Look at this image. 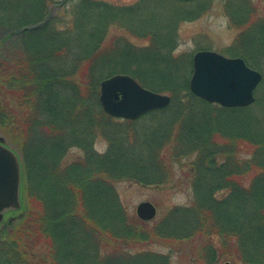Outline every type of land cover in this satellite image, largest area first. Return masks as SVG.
<instances>
[{
	"label": "trees",
	"instance_id": "obj_1",
	"mask_svg": "<svg viewBox=\"0 0 264 264\" xmlns=\"http://www.w3.org/2000/svg\"><path fill=\"white\" fill-rule=\"evenodd\" d=\"M48 1L0 0V132L20 150L26 197L25 212L0 234V264H25L24 257L38 246L47 247L49 261H40L48 264H171V253L145 247L156 239L198 236L221 240L219 247L212 240L202 247L198 257L204 264H219L224 257L231 264H264V77L253 104L225 107L195 95L190 73L177 87L158 84L165 77L155 80L145 75L156 71L153 60V67L143 69L130 55V68L124 72L146 87L168 90L174 96L167 107L146 113L153 118L172 108L167 132L181 127L183 117L192 116L199 105L239 111V115L252 110L246 119L232 122L235 129L230 131L213 125L206 119L209 114H201L192 128L186 120L180 136L187 142L179 141L175 149L186 146L198 152L191 162L192 200L172 207L162 221L148 226L149 221L131 215L115 183L169 182L175 174L166 160H180V154L175 150L174 155H163L169 136L135 130L145 114L134 120L116 118L100 104V83L115 73L97 74L108 56L109 46L103 45L108 27L115 21H106L102 14L109 5L81 0L74 6L72 25L60 28L50 8L54 1ZM95 8L101 12L100 24L90 14ZM15 20L23 24L12 27ZM258 25L264 33V21ZM122 45L113 48L152 51V47ZM171 51L162 47L156 56L162 57L165 69L176 70L184 55L176 60ZM235 55L264 69L246 54ZM100 136L110 143L103 154L93 149ZM218 136L226 142L218 143ZM244 142L251 155H241ZM73 146L86 155L66 163L64 156Z\"/></svg>",
	"mask_w": 264,
	"mask_h": 264
},
{
	"label": "rangeland",
	"instance_id": "obj_2",
	"mask_svg": "<svg viewBox=\"0 0 264 264\" xmlns=\"http://www.w3.org/2000/svg\"><path fill=\"white\" fill-rule=\"evenodd\" d=\"M54 1L50 4V8L52 11V15L57 17L58 26L60 28H66L72 25L73 22V13H74V6L76 3H79L81 0H50ZM47 2V4L50 3ZM102 3H110L114 5L120 6H128L135 4L136 0H96ZM242 0H240L241 2ZM60 2L63 3L62 7ZM248 4V8L251 11L249 14L251 16V21H246L242 23L244 25L239 26L238 23L232 21V28L229 23H227V18L222 16H206L204 23L209 19V23L211 20H216L215 23H210V26H206L208 30H212V40H214L213 47H206V48H198V47H174L172 49V55L175 57H179L184 55L181 58L180 63L177 66V69H165L164 65L161 64L162 57L156 56L158 55L157 49L162 48V46L154 45L152 47V51L149 50L146 54L137 50L133 53L134 49L130 46H123L124 44L134 45L137 47H143L146 45L145 39L141 37V33L138 31L146 30V29H154V30H161L164 27L170 26L174 23L179 16L177 15H147V14H140L138 9H125V8H114L108 7L103 10L105 20L115 19L108 27V34L106 40L103 45L109 46L108 49V56L105 57L104 63L101 65L100 69L97 71V74L100 75L102 71L112 70L115 73L124 72L126 68H130L128 61L131 59L130 55L134 56L142 65L143 69L146 67H153L152 60L154 62V68L156 69L155 72H146L145 75L156 77H165L164 80L158 84L167 85L173 84L175 87L179 86L183 79L188 78L190 73V78L193 74V63L191 60L193 59L194 54L200 49H210L217 51L225 56H241L235 55L236 53L246 54L248 55L251 61L261 62L264 65V55L258 54V50H262L264 52V33L259 29L260 26L258 25L261 21H264V0H246ZM29 3H27V6ZM179 9V7L173 4L169 5V9ZM242 8V7H241ZM82 11V6L77 7V12ZM178 11V10H177ZM91 16L94 18L96 24H100L102 19L100 17V9L95 8L90 10ZM246 9L240 15V18L244 19L246 15ZM20 20H15L11 23L12 27H17L23 23L19 22ZM221 21V22H220ZM220 22V23H219ZM203 23V24H204ZM247 28L248 32L244 34V40L246 43H241L239 45L230 46L232 41L238 37V30L237 28ZM202 35V34H200ZM200 38V37H199ZM144 41V42H143ZM118 43L119 45L123 44L121 47H115L114 45ZM121 43V44H120ZM113 48V49H112ZM170 48V47H165ZM260 51V52H262ZM121 52H125L127 56L122 55ZM262 52V53H263ZM129 55V56H128ZM128 60H125L126 58ZM242 57V56H241ZM193 62V61H192ZM135 67V66H134ZM253 67V66H252ZM254 68V67H253ZM257 69V68H255ZM259 70V69H258ZM191 71V72H190ZM261 71V70H259ZM264 73V69L261 71ZM126 73V72H125ZM170 76V77H169ZM264 77V75H263ZM107 78V77H106ZM263 80V79H262ZM262 82V81H261ZM260 82V83H261ZM140 83V82H139ZM142 84V83H141ZM143 85V84H142ZM259 86V85H258ZM257 86V87H258ZM152 89V88H151ZM264 89V87H263ZM155 90V89H152ZM179 91V89H176ZM155 91L161 92L164 94H168L174 98L172 92L168 90L160 91L156 89ZM264 91V90H263ZM100 95V94H99ZM258 98L257 88L255 89V100ZM10 101L13 106L16 105L15 100L10 98ZM173 104H175L173 102ZM253 104V103H252ZM251 105V104H250ZM175 106V105H174ZM249 106V105H248ZM167 111L164 112L161 116H155L153 118H149L150 116H146L145 118L140 119L136 124L135 130L140 132H145L148 135H154V132H161V136L164 135V138L168 137V144L165 146L163 155H174L175 150L178 152L179 159L176 157L175 159L172 157L166 160V165L173 171L175 176L168 182H164L162 184H148L142 185L136 182H129L120 180L115 183V187L119 191V194L125 203L126 207L130 211L131 215L137 216L136 207L142 201H151L154 203L158 209L156 216L149 220L148 226H152L156 223L162 221V218L165 216L166 212L169 211L174 206H184L191 202L193 193H192V180L190 177V173L192 171L191 162L193 158H196L198 155L197 151H191L188 147H180L179 150L175 149V145L181 141L182 144L185 141L184 138L180 136L181 129L184 127L186 120L190 123L189 126L192 128L194 122L200 120L201 114H209L207 115L206 119H211L213 125L220 124V126H226L228 130L232 127V122L235 120L246 119L249 114H252V110H247L244 115H239V111H218L214 107L208 106H197V110L194 111V114L191 116L187 114L181 120V127L175 126L167 132L168 128L170 127L171 117L168 116L172 108L166 109ZM197 113V114H196ZM241 116V117H240ZM117 118V117H116ZM251 125V124H250ZM247 123H245V127ZM186 127H184L185 132ZM235 129L234 127L231 130ZM230 131V130H229ZM152 132V133H151ZM202 132V130H201ZM189 135V134H188ZM191 135V134H190ZM221 136V135H220ZM222 137V136H221ZM217 137L218 143H225L226 139ZM0 138H3L5 143L14 149L21 159V165L23 169V161L22 155L20 153L19 148L11 143L6 136L2 132H0ZM187 142V141H185ZM110 143L108 139L103 137H97L93 143V149L100 154L107 152ZM244 151L241 155H251L252 150L247 142H244ZM182 150V151H181ZM180 151V152H179ZM187 153V154H182ZM80 155H86V153L79 147L73 146L68 149L64 156V162L68 163L73 161L74 159L80 157ZM24 176L22 170V183L21 187L24 186ZM22 205L26 204V197L24 192L22 191ZM25 212L24 206L20 209L8 211L5 213L4 219L0 222V234L4 229H11V224L17 222L19 217ZM155 226V225H154ZM214 241L216 246L221 245V240L214 236L210 238L209 236H198L195 238H188V239H181V240H163L156 239L153 243L146 246L147 250H153L156 252H162L164 254L171 253V264H204L203 261H200L198 257L202 251V247L205 246L207 241ZM145 250V249H144ZM47 247L38 246L37 248L33 249L32 251L25 256L26 259L25 264H48L49 260H47ZM1 256V255H0ZM46 257V258H45ZM3 258V257H2ZM40 258L44 259L40 261ZM4 260V259H3ZM8 260L10 258L8 257ZM231 264L227 257L222 258L219 261V264Z\"/></svg>",
	"mask_w": 264,
	"mask_h": 264
},
{
	"label": "water",
	"instance_id": "obj_3",
	"mask_svg": "<svg viewBox=\"0 0 264 264\" xmlns=\"http://www.w3.org/2000/svg\"><path fill=\"white\" fill-rule=\"evenodd\" d=\"M262 79L263 73L241 56H225L210 49H200L193 56L190 89L211 103L248 106L255 102V89ZM99 101L108 114L134 120L165 108L171 103V96L143 86L128 73L119 72L101 81ZM21 183L19 154L0 138V222L5 213L22 207ZM136 213L143 220H151L157 214V207L151 201H142Z\"/></svg>",
	"mask_w": 264,
	"mask_h": 264
},
{
	"label": "flooded vegetation",
	"instance_id": "obj_4",
	"mask_svg": "<svg viewBox=\"0 0 264 264\" xmlns=\"http://www.w3.org/2000/svg\"><path fill=\"white\" fill-rule=\"evenodd\" d=\"M107 3L109 7L138 9L140 14L147 15H177L179 18L170 26L164 27L161 30L146 29L142 31L135 30L141 33L146 45L143 47H150L159 45L162 47H198L206 48L213 47L215 43L212 40V30H208L206 26L210 23H215L216 20L209 19L204 23L206 16H222L227 18V23L232 26V21L243 20L251 21L250 10L247 7L246 0H136L135 4L128 6H120ZM178 6L179 9H169V5ZM242 7V8H241ZM246 9L245 18H240L242 12ZM221 22V21H220ZM219 22V23H220ZM204 23V24H203ZM206 25V26H205ZM238 37L232 41L230 46L246 43L244 34L248 32L247 28H237ZM202 34V35H200ZM200 37V38H199ZM143 41V42H144Z\"/></svg>",
	"mask_w": 264,
	"mask_h": 264
}]
</instances>
